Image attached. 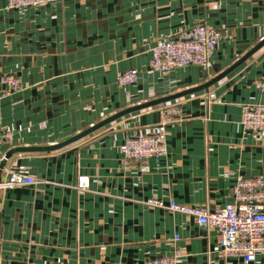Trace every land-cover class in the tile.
I'll return each mask as SVG.
<instances>
[{
	"label": "crops",
	"instance_id": "1",
	"mask_svg": "<svg viewBox=\"0 0 264 264\" xmlns=\"http://www.w3.org/2000/svg\"><path fill=\"white\" fill-rule=\"evenodd\" d=\"M0 0V126L13 147L64 141L127 107L205 83L264 38V0H56L7 8ZM220 29L207 65L169 72L150 66L151 49L196 24ZM138 81L120 85L119 73ZM264 47L209 90L173 100L182 115L167 125V153L147 164L124 157L127 136L154 130L161 108L130 113L51 152H20L32 185L1 189L0 264H144L178 256L181 264H264L221 253L216 228L157 199L215 209L232 201L237 178L264 176V140L241 125L248 104H264ZM213 93L215 98L210 99ZM1 161V160H0ZM90 187L80 190L78 177ZM5 172L3 171V176ZM175 238H178L177 240Z\"/></svg>",
	"mask_w": 264,
	"mask_h": 264
},
{
	"label": "built area",
	"instance_id": "2",
	"mask_svg": "<svg viewBox=\"0 0 264 264\" xmlns=\"http://www.w3.org/2000/svg\"><path fill=\"white\" fill-rule=\"evenodd\" d=\"M56 0H8L7 8L40 7ZM220 30L205 24H196L186 31L159 40L151 49L150 68L155 72H169L175 68L189 65H207L215 50L224 38ZM137 69H128L118 75L120 85H132L138 81ZM0 85L5 94L19 91L21 80L16 75H2ZM264 90V80L260 82ZM209 98H215L213 93ZM162 113L161 123L152 131L127 136L121 151L127 159L146 165L151 157L167 153V125L182 115L177 102H167L159 106ZM241 125L247 131L264 140V104H248L244 107ZM14 127L0 126V154L3 145L10 143ZM5 156L2 154L0 160ZM5 176L0 189L32 185L36 177L26 165L12 164L3 168ZM87 175L78 177L77 187L86 190L90 187ZM232 201L218 205L215 209L191 206L171 201L149 199L147 204L168 208L190 215L202 227H214L220 238L221 253L225 257L240 256L245 262H255L264 253V176L245 177L240 175L232 189ZM176 240L178 238H175ZM144 264H181L178 256H159L149 258Z\"/></svg>",
	"mask_w": 264,
	"mask_h": 264
},
{
	"label": "water",
	"instance_id": "3",
	"mask_svg": "<svg viewBox=\"0 0 264 264\" xmlns=\"http://www.w3.org/2000/svg\"><path fill=\"white\" fill-rule=\"evenodd\" d=\"M262 47H264V38L261 39L256 45H254L249 51H247L239 60H237L235 63H233L230 67L222 71L221 73L217 74L216 76L210 78L205 83H202L201 85L190 87L188 89L178 91L176 93L166 95L163 97H159L156 99H152L150 101H145L143 103H139L130 107H127L123 110H120L113 115H110L109 117H106L102 121L96 123L95 125H92L91 127L85 129L84 131H81L80 133H77L76 135H73L72 137L61 141L59 143L53 144V145H47V146H21V147H13L9 151L5 153V156L0 161V182L2 180L3 176V168L7 164L8 160L16 153L20 152H36V151H46L51 152L54 150H58L61 148L66 147L67 145H70L89 134L97 131L98 129L118 120L119 118H122L130 113L141 111L147 108H157L160 105L177 100L179 98L185 97L187 95L202 91V90H209L211 86L222 80L224 77H226L230 72H232L234 69L242 65L245 61H247L251 56H253L257 51H259ZM1 192V189H0Z\"/></svg>",
	"mask_w": 264,
	"mask_h": 264
},
{
	"label": "bare ground",
	"instance_id": "4",
	"mask_svg": "<svg viewBox=\"0 0 264 264\" xmlns=\"http://www.w3.org/2000/svg\"><path fill=\"white\" fill-rule=\"evenodd\" d=\"M6 166V165H5Z\"/></svg>",
	"mask_w": 264,
	"mask_h": 264
}]
</instances>
